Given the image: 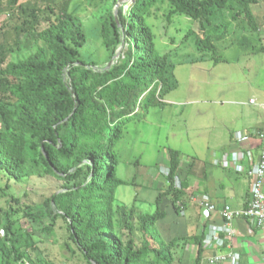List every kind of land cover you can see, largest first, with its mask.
Wrapping results in <instances>:
<instances>
[{
    "label": "trees",
    "instance_id": "16d2710c",
    "mask_svg": "<svg viewBox=\"0 0 264 264\" xmlns=\"http://www.w3.org/2000/svg\"><path fill=\"white\" fill-rule=\"evenodd\" d=\"M101 1L110 13L109 20L100 18L103 46L116 52L124 39L129 45L128 58L104 69L81 59L80 49L88 41L84 23L67 7L59 9L53 20L58 10L53 0H41L44 6L31 2L17 6L18 0L8 3L22 22L19 34L32 33L41 46L0 68V91L9 89L15 97L12 104L0 101V170L9 178L29 177L27 164L33 152L43 176L75 182L63 186L45 204L51 220L63 221L68 241L86 264H184L183 253L189 246L196 247L193 264H202L204 233L166 241L157 228L167 216L161 208L164 199L171 198L175 212L182 213L181 192L175 187L181 166L178 150H169L167 186L155 200V211L139 216L141 241L116 236L115 194L127 184L117 174L116 148L128 124L144 116L171 89L165 76L167 57L157 52L149 25L152 7L167 2L170 17H189L204 30L215 9L234 4L257 30L252 8L261 0H133L125 15L118 9L119 22L115 16L119 0ZM1 7L0 0V11ZM211 40L208 36L199 44L215 53ZM240 43L247 47L250 40ZM8 77L19 82L10 84ZM181 186L188 188L186 181ZM12 228L11 221L3 227L8 242L14 236ZM45 230L52 233L54 226L48 224ZM10 248L15 250L13 243ZM0 249L6 259L0 264L12 263V254Z\"/></svg>",
    "mask_w": 264,
    "mask_h": 264
},
{
    "label": "rangeland",
    "instance_id": "374dc122",
    "mask_svg": "<svg viewBox=\"0 0 264 264\" xmlns=\"http://www.w3.org/2000/svg\"><path fill=\"white\" fill-rule=\"evenodd\" d=\"M10 1L1 0L2 69L41 46L32 38V33L19 34L22 22L15 10L8 9ZM27 2L44 6L41 0H18L17 6ZM53 2L58 8L52 15L53 20L60 15L59 9L66 7L70 13L82 19L88 41L80 49V56L86 63H94L98 69H104L128 58L129 45L125 39L116 52L108 50L102 44L100 18L110 19L105 2ZM132 3L133 0H126L115 8L118 22V9L121 8L125 15ZM252 13L259 24L264 23V0L252 8ZM169 15L170 4L159 2L150 10L148 20L155 36L157 52L167 57L165 76L168 79L167 86L171 89L144 116L128 124L116 148L119 158L118 177L128 182L117 188L114 206L115 234L124 241L129 238L136 239L138 243L141 241L139 216L155 211V200L167 186L169 150L181 153V166L175 187L181 192L178 206L186 216L185 206L191 198L190 193L185 196L181 183L189 178L190 165L206 164L207 161L219 158L222 151L233 142L231 131L240 128L242 102L249 105L251 98L258 100L264 96V32L259 34L256 29H252L238 6L232 4L224 9H215L210 24L204 30L189 17ZM208 36L216 48L215 53L203 49L199 44L200 40ZM244 38L251 40L247 47L240 43ZM8 80L10 84L19 82L11 77ZM0 101L12 104L15 97L9 89H4L0 91ZM247 111L249 108L245 106L244 112ZM1 130L3 124L0 119ZM253 140L255 139L245 137L240 143L242 147H247ZM30 157L27 164L29 177L25 179L9 178L0 170V248L11 253L13 260L12 263L5 264H86L68 241L63 221L55 223L51 220L52 213L45 204L63 186H72L75 182L67 183L43 176L33 161V152H30ZM171 200L164 199L161 205L167 212L165 221L181 217L180 214L179 217L174 214ZM199 207L203 210L200 205ZM204 214L207 215L206 212ZM7 221H11L13 226L14 236L10 242L4 239L3 227ZM48 224L54 226L52 233L45 230ZM217 235V241L221 245V240L224 242L226 239L225 234L221 232L220 236ZM234 237V234L230 236L223 247L227 249L228 244L232 246ZM12 243L15 250L10 248ZM219 252L221 251L216 253ZM233 252L237 263L241 264V256L234 250ZM3 254L0 249V260L5 262ZM195 254V246L187 247L183 253V263L193 264Z\"/></svg>",
    "mask_w": 264,
    "mask_h": 264
},
{
    "label": "crops",
    "instance_id": "0c3cea01",
    "mask_svg": "<svg viewBox=\"0 0 264 264\" xmlns=\"http://www.w3.org/2000/svg\"><path fill=\"white\" fill-rule=\"evenodd\" d=\"M256 25L257 32L263 34L264 23L256 22ZM251 100L254 99L249 100V105L242 102L240 128L231 131L233 142L231 141L228 148L222 151V155L213 161H207L206 164L196 165L194 163L190 165L191 173L186 179L188 188L183 190L185 196L190 193L189 197L191 198L187 204L184 203L187 215L185 216L182 211L181 217H179L174 212L179 218H174L171 221H165V218L157 224V228L166 241L175 237L204 233L206 239L203 246L202 264H207L213 254H218L216 252L225 253L230 249L241 256V264H264V226L256 227L241 218L234 220L231 227L235 237L232 240V246L228 244L229 249H226L217 241V234L220 236L224 227L223 219L219 213L204 214L198 204L202 200H207L218 208L227 204L234 209H242L249 204L251 196L247 171L258 163L262 144L254 138V142L248 144L247 147H242L240 141L245 137L242 140H237V135L245 136L254 130L264 129V96L254 100V104L250 103ZM245 106L249 108L250 112H244ZM238 152H243L245 155L242 161H237L234 157ZM155 178L159 179L160 177Z\"/></svg>",
    "mask_w": 264,
    "mask_h": 264
},
{
    "label": "built area",
    "instance_id": "2783aa9c",
    "mask_svg": "<svg viewBox=\"0 0 264 264\" xmlns=\"http://www.w3.org/2000/svg\"><path fill=\"white\" fill-rule=\"evenodd\" d=\"M250 103L254 104V100H251ZM243 137H253L260 141L262 144L261 155L258 163L247 171V177L250 182V202L249 204L242 209H234L230 205H223L221 208H218L213 203L202 200L199 202V205L204 212L209 214L219 213L220 217L224 221V227L222 232L225 234L226 239L221 240V245L227 243L230 240V236L234 234V230L231 225L232 222L236 219H244L250 222L256 227L264 226V129L263 130H254L251 133H248L245 136L237 135V140H242ZM237 161H242L245 157L243 152H238L234 155ZM224 160V159H223ZM168 173V171H167ZM167 175V174H166ZM228 248V246H227ZM229 249V248H228ZM207 264H238L237 257L234 252L230 249L225 253H218L214 256H211Z\"/></svg>",
    "mask_w": 264,
    "mask_h": 264
},
{
    "label": "water",
    "instance_id": "95a60500",
    "mask_svg": "<svg viewBox=\"0 0 264 264\" xmlns=\"http://www.w3.org/2000/svg\"><path fill=\"white\" fill-rule=\"evenodd\" d=\"M126 0H119V3H124Z\"/></svg>",
    "mask_w": 264,
    "mask_h": 264
}]
</instances>
